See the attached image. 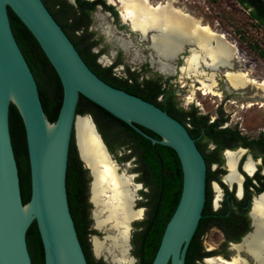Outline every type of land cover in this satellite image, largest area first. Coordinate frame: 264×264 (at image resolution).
<instances>
[{
	"label": "water",
	"instance_id": "1",
	"mask_svg": "<svg viewBox=\"0 0 264 264\" xmlns=\"http://www.w3.org/2000/svg\"><path fill=\"white\" fill-rule=\"evenodd\" d=\"M9 9L32 32L60 77L63 99L54 122L44 110L36 77L12 29ZM81 95L152 143L169 146L178 154L183 171L181 197L152 264H186L187 251L203 217L207 197V164L202 151L179 119L141 96L113 86L92 70L44 0H0V264H33L27 233L35 221L45 264H89L70 210L67 188L70 144L79 115L91 117L107 152L114 154L94 118L77 113ZM11 104L19 110L26 132L31 173V198L26 203L12 141ZM75 142L87 167L76 135ZM87 168L93 181L92 171ZM137 203L136 209H143L144 215L145 207ZM137 220L131 222V231ZM248 256H245L247 260Z\"/></svg>",
	"mask_w": 264,
	"mask_h": 264
},
{
	"label": "flooded vegetation",
	"instance_id": "2",
	"mask_svg": "<svg viewBox=\"0 0 264 264\" xmlns=\"http://www.w3.org/2000/svg\"><path fill=\"white\" fill-rule=\"evenodd\" d=\"M66 1L69 5H72L73 8H67L63 5H55V7H52L50 6V4H45L53 15L54 12L57 13V8L59 7L66 10L65 15L69 17V20L67 22L62 18H60V22L55 15L54 17L61 24L81 55H83L80 50V48L82 47H85V49L87 50V55H95V59L94 61H92V64L95 67L97 65L96 63L105 67L110 66L112 67V74L122 78L115 68H117V66L121 64H124L122 57L123 53H121L123 51L128 55H133L136 51H139L142 55L145 56V58H147L145 60H149L150 66H152L150 59L152 55H155L151 49V38L153 32L151 30H148L146 32V35H144L142 31L138 32L137 30H135L129 20H125L123 18L118 0H87L90 2V4L85 8L80 6L79 0ZM149 1L152 3H156L157 1L162 2L164 0ZM176 2V4L182 5L180 3V0H177ZM74 9H77V13L74 11ZM101 14H104L106 16V20L112 26L116 36L122 35L123 37L131 40L132 44L130 45L128 51L121 47L123 51L117 50L115 55L114 53H110V56L112 57L106 55L108 46L105 44V42L108 41L110 43L111 39L104 30L105 23ZM96 16L99 18V21L97 22L95 20ZM100 19L102 21H100ZM98 31H100L102 36L99 35ZM103 36L106 37V39H104ZM80 41H83L84 45L80 44ZM140 41L146 45L147 49H149V52L146 51V48L138 45ZM104 56H107L109 58V61L103 60ZM188 56L189 51L187 50L184 53H181V55H179L174 62L176 70L174 74L169 75L171 76V78L168 80L174 81L176 87L180 83L179 80H175L176 76L182 73L181 68L186 64V58ZM104 61L108 63L106 64L104 63ZM89 66L92 68V70H94L91 65ZM203 69L208 70V68L204 66ZM94 71L96 72V70ZM127 71L129 74L133 73H130L131 71L129 68ZM225 76V70L223 69L218 75H216V89H230L229 83ZM185 77L194 79L195 82L202 85L200 79L202 77ZM220 80L224 81L225 84L222 85ZM155 83L161 84V89L164 90L160 94V96H162V99L160 100L163 101L164 99H167L168 96H173L172 98L175 100L174 92H176V90L174 89L172 94L171 92H168V81L155 79L154 84ZM200 87H197V90L202 91ZM232 92L243 93L247 91L232 90ZM209 95L220 96L221 93H211ZM253 96L256 99L250 104L247 103V107L258 104L259 101L257 99H263V96L258 91L255 92ZM228 100L230 99H227V101ZM223 104V101L217 103V109L215 110L216 114L213 117H210V115L208 114L198 112V114L208 116L207 124L202 126L201 133L199 135H196V138H194L198 147L202 151L207 164L206 201H210L209 215L211 219L207 223L205 231L196 236V243L193 246V253L195 255L193 257L195 264H205L207 260L218 257H221L224 260H232L233 256L236 254L234 246L237 244V242L238 244L241 243L243 241V237L251 232L254 228L252 211L256 205V199L259 198V196H264V128H261V130H259L257 134L251 135L248 132H245V128L241 126L238 127L237 125L234 126V120L230 119V114L224 113L222 109L224 106ZM263 105L264 102H261L260 106ZM244 106L245 105H243V107ZM191 110H193L192 107L190 108V111ZM238 123L239 121L236 120L235 124ZM74 143L76 145L75 136ZM71 145L72 140L70 149ZM229 151H242L240 159L236 165V172L242 178L241 183L236 180L233 181L228 177L231 173V167L227 160V153ZM77 155L78 158H80L79 153ZM248 160H251V162L254 163L255 169L253 172L247 171L245 167ZM85 168L87 167L84 165V163L83 165H81L80 161L76 160L74 176L75 185L71 193L68 192L70 210L72 212L78 236L84 248L88 263L113 264L107 252L97 253L95 249V239L98 238L100 239V241L105 240L106 231L98 227L96 223V219L94 216L95 206L92 201V176L90 174V171L87 172ZM138 172L140 176L136 179V181L142 183L141 194L139 195L141 198L143 197V200L140 198L137 205L145 207L146 212L144 213V221L146 219V216L152 211V201L156 193L153 184H148L144 180L141 171L138 170ZM238 214H242L247 218H244L243 222L241 220L238 221ZM230 220H232L233 223H230ZM143 221L135 223V227L137 230L140 228V225ZM222 221H226L225 223L227 224V226H224L222 224ZM247 221L249 224V230L243 233L240 239H237V237L242 233L243 226L247 224ZM213 228H217L222 232L223 239L217 246H207L204 243V238L207 235L208 231ZM137 230L134 231L131 244L132 254L135 255L139 262V257L137 256V246L134 242L135 232ZM243 253L244 252H242V256H248L243 255ZM247 258L250 264H254V261L251 259V257Z\"/></svg>",
	"mask_w": 264,
	"mask_h": 264
},
{
	"label": "bare ground",
	"instance_id": "3",
	"mask_svg": "<svg viewBox=\"0 0 264 264\" xmlns=\"http://www.w3.org/2000/svg\"><path fill=\"white\" fill-rule=\"evenodd\" d=\"M118 1L123 18L129 20L135 30L142 31L144 35L148 30L153 32L151 49L155 55H152L150 62L161 74L165 76L174 74L175 60L188 50L186 64L181 68L182 75L202 77L200 89L204 95L219 94L216 91V75L223 69L230 89L243 91L254 86L261 90L264 99V79L252 77L251 72L245 69V63L240 59V54L238 55L237 45L226 33L217 31L209 23L203 22L201 17L194 15L185 6L176 4L177 0L156 3L149 0ZM101 16L105 23L104 30L109 38L118 40L120 46L128 51L132 44L131 40L122 35L116 36L106 16L104 14ZM132 57L134 61H143L145 58L139 51H136ZM103 60L109 61V58L104 56ZM203 66L209 71L204 70ZM195 93L196 89H193L187 97L188 103L194 101ZM75 135L82 157L93 174L92 201L95 206L96 223L106 231L105 240L95 239V249L97 253L107 252L113 264H135L136 260L130 254L129 235L131 222L141 219L143 215V209H136V203L141 198L139 191L142 185L134 182L137 175L130 173V163H119L107 152L89 115L77 117ZM241 152L227 153L231 167L228 177L240 183L242 178L236 172V165ZM245 167L249 172L255 169L251 160L247 161ZM263 197L259 196L256 199L252 211L255 229L241 243L234 246L236 254L232 260L218 257L207 260L205 264H250L242 256V252L249 255L254 264H264Z\"/></svg>",
	"mask_w": 264,
	"mask_h": 264
},
{
	"label": "trees",
	"instance_id": "4",
	"mask_svg": "<svg viewBox=\"0 0 264 264\" xmlns=\"http://www.w3.org/2000/svg\"><path fill=\"white\" fill-rule=\"evenodd\" d=\"M79 1L80 6L83 8L90 4L87 0ZM237 1L248 8L251 16L264 27V0ZM45 3L48 5L50 4L52 7H55V5H63L67 8H73L66 0H45ZM57 9L58 11L57 13L54 12V15L60 21V14H63L65 16L63 20L67 22L69 17L65 15L66 10L61 7ZM74 11L77 13V9H74ZM9 14L15 37L36 77L44 110L48 118L54 122L58 117L63 99V88L60 77L28 27L11 9H9ZM79 43L81 44V41ZM80 50L86 62L91 65L105 81L124 88L128 92L139 95L168 111L172 116L180 119V121L188 127L193 137L196 138V135L201 133L202 126L207 124L208 116L198 114L197 108L191 111L185 110L172 98L173 96H168L167 99L163 101L160 100V94L164 90L161 89V84H154L155 79H144L143 81H139L138 76L134 75L135 73L133 74L132 72H130L132 74H129L130 77H117L112 74V67L110 66L105 67L96 63L97 65L95 67L92 64L95 55H87L85 47L80 48ZM261 54L264 57V51ZM77 113L92 114L98 130L102 134L110 151L114 152L117 147L122 145L128 147L131 152L123 158L127 159L131 155L136 156L138 160L137 163L139 164V171H141L144 180L148 184L152 183L154 186L156 194L152 201V211L141 223L140 228L135 232L134 238V242L137 246V256L139 257L138 264H152L156 251L160 245L164 229L173 215L181 197L183 171L180 158L173 148L159 143H152L151 140L144 137L134 128L84 95L80 96ZM10 127L19 167L22 197L23 201L26 203L31 198L30 163L24 122L19 110L14 104H11L10 109ZM144 129L148 133L160 137L155 132L147 128ZM123 139L124 141H122ZM77 154L78 152L73 135L67 171V186L68 192L70 193L75 185L74 176L76 160H79L80 164L83 165V161L78 158ZM85 170L87 172L89 171L88 168H85ZM209 203L210 201L207 200L203 210V217L200 220L198 229L188 249L186 257L187 264H195L193 246L196 243V236L205 231L207 223L211 219L209 215ZM244 218L247 217L238 214V221L241 220L243 222ZM225 222L226 221H222V224L227 226ZM230 223H233L232 220H230ZM247 230H249L248 221L247 224L243 226V231L237 239H240L241 235ZM27 241L33 264H45L44 248L36 221L32 223L28 230Z\"/></svg>",
	"mask_w": 264,
	"mask_h": 264
},
{
	"label": "rangeland",
	"instance_id": "5",
	"mask_svg": "<svg viewBox=\"0 0 264 264\" xmlns=\"http://www.w3.org/2000/svg\"><path fill=\"white\" fill-rule=\"evenodd\" d=\"M180 3L194 15L201 17L203 22L209 23L217 31L226 33L229 39L237 45L238 55L240 54V59H243L245 69L251 72L252 77L260 80L264 79V57L261 54L264 51V27L251 16L248 8L237 0H180ZM60 17L64 19L65 16L60 14ZM95 20L97 22L99 21V18L96 16ZM100 21L102 20L100 19ZM98 33L102 36L100 31H98ZM103 38L106 39L104 36ZM113 41L111 40L110 43L108 41L105 42L108 46L106 55L109 57H112L110 56V53L115 52V55L117 50L123 51L118 40ZM81 44L84 45L83 41H81ZM138 45L146 48V51L149 52V49H147L143 42L140 41ZM121 53H123L122 57L124 64L117 66L115 69L122 78H126L127 76L130 77L127 71L129 68L131 72L138 76L140 81L143 79H160L161 81H168V91L173 93L174 89L176 90V92H174V98L185 110H190L191 107L193 109L197 108L198 112L213 117L216 114L215 110L217 109V103L223 101L224 106L222 109L224 113L230 114V119L234 120V126L237 125L238 127L241 126L245 128V132H248L251 135L257 134L261 128H264V105L260 106L261 102H264V99H257L259 103L251 107L246 106L247 103L250 104L256 99L253 96L255 92H261L258 88L250 86L245 90L247 92L243 93H233L230 89L226 90L225 88H222L216 89L219 94L221 93L220 96L209 94L204 95L202 91L197 90V87H200L201 85L195 82L194 79L186 78L181 73L176 76L175 80L180 81L176 87L174 81L168 80L171 76H165L157 71L155 67L150 66L149 60H145L147 58H144L143 61H134L132 55H128L124 51ZM104 63L107 64L105 61ZM220 81L222 85L225 84L224 81ZM193 89H196V98L194 101L188 103L187 97L191 94ZM159 99H162V96H160ZM227 99L230 100L227 101ZM198 102H201L202 105ZM243 105L245 106L243 107ZM90 115L92 116V114ZM236 120L239 121L238 124H235ZM122 141H124V139ZM130 152L131 150L128 149V147L122 145L117 147L112 153L120 163L129 162L131 164L129 171L131 173H137V179L140 176L138 172L139 164L137 163V157L131 155L127 159L123 158ZM139 194H141V190L139 191ZM141 199L143 200V197ZM144 217L145 215L136 222L143 221ZM135 223L134 228L131 231V243L134 231L137 230ZM222 239V232L217 228H213L208 231L204 238V243L207 246H217ZM130 252L132 254V248ZM132 255L135 256L134 254ZM243 255L247 254L243 253ZM135 264H138V260L135 261Z\"/></svg>",
	"mask_w": 264,
	"mask_h": 264
}]
</instances>
